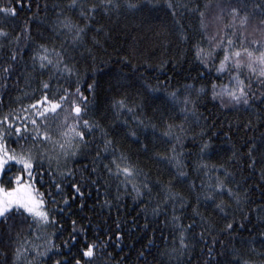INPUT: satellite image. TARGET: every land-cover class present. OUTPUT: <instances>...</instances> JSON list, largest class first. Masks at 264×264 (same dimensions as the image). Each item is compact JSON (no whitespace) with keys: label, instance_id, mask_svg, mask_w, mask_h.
Wrapping results in <instances>:
<instances>
[{"label":"snow or ice","instance_id":"1","mask_svg":"<svg viewBox=\"0 0 264 264\" xmlns=\"http://www.w3.org/2000/svg\"><path fill=\"white\" fill-rule=\"evenodd\" d=\"M32 2L34 0H30L29 7ZM18 3L21 0H0V21L14 19L18 9L13 5ZM161 3L173 17V34L177 41L190 45L189 51L194 53L199 66L204 69L214 66L218 75L227 74L228 83H212V99H219L222 108L249 113L247 121L238 123L246 133L256 130L258 122H264V0H205L202 5L199 0L188 3L51 0V7L46 2L43 8L53 14L49 24L53 34L63 37L59 47L50 46L43 33L33 38L30 23L15 36L0 25V90L10 92L18 88L20 77L25 82V88L13 100L17 107L0 115V245L11 250L10 258L8 251H0V264H47V261L72 264L73 260L74 264H98L103 255L111 259L107 249L113 243L121 247L119 242L124 235L118 221L100 235L94 233L89 237L87 229L78 226V221L73 219L63 243L58 245L52 241L57 232L62 235L67 230L65 218L75 215L73 205L77 200L80 201L78 209H83L92 188L98 194L103 192L102 207L111 210L115 206L118 216L125 197L139 204V211L131 222L132 229L146 237L150 229L152 233L144 245L148 251L138 252V259L144 258L143 264H149L147 256L152 255L151 247L158 231L164 249L159 251L158 257L152 256L155 264H264V251H257L252 237L238 240L236 227L237 214L240 221L251 222L249 213L253 211L264 223V205L252 208L251 186H243L256 172L260 181H264V132L241 137L243 143H240L230 135L233 131L230 123L223 136L231 144V155L218 164H197L194 170L201 174L197 186L188 180L184 159L189 125L195 123L200 127L192 139L200 141L201 160L220 154L214 140L222 131L217 129L211 114L206 117L198 113L197 100L202 94L206 95L205 87L194 88L188 84L183 93L173 90L159 96L155 93L163 86L142 84L147 106L156 104V107L153 116L147 117L148 123L136 117L138 126L151 127L154 139L170 145L164 154L154 155L158 163L171 166L172 178L167 183L159 180L153 183L150 173L117 146L112 133L102 123L106 116L97 117L96 97L100 87L97 73L102 70L92 66V82L88 83L77 67L73 53L79 48L85 49L92 65L96 64L94 53L100 46L97 37L104 32L100 18L119 14L121 10H151ZM180 8L198 21V38L189 34L191 24L188 28L183 24V12L177 18ZM38 18L33 14L29 20ZM47 22L46 18L41 21ZM22 39L32 44L27 61L24 54L28 45L21 47ZM80 55L84 58L83 53ZM119 63L130 65L128 83L121 87H131L142 79L138 66L130 59L121 58ZM164 63L167 61H162L160 67ZM198 75L203 78L205 73ZM14 76L17 82L10 87ZM33 83L37 86L33 87ZM83 84L87 87L83 88ZM25 100L28 103H24ZM2 103L0 100V105ZM128 104V96L122 95L113 97L110 107L117 116L125 109L135 116L136 108L146 106L129 107ZM177 111L182 116L179 124L170 122ZM154 118L163 129L159 137L156 136L158 126L152 123ZM261 126L264 127V123ZM127 135L135 138L142 151L148 153L147 144L140 141L136 131ZM245 172L247 176L243 175ZM177 186H186V194L177 191ZM257 187L264 193V187L259 184ZM66 189H70L71 195ZM140 213L144 215L143 224L137 223ZM213 217L223 223L214 222ZM244 227L240 223V228ZM49 228L54 231L49 233ZM259 235L264 238V231ZM261 245L264 247V239ZM73 247L75 252H72ZM63 249H68L71 259Z\"/></svg>","mask_w":264,"mask_h":264},{"label":"trees","instance_id":"2","mask_svg":"<svg viewBox=\"0 0 264 264\" xmlns=\"http://www.w3.org/2000/svg\"><path fill=\"white\" fill-rule=\"evenodd\" d=\"M46 2L50 8L51 0H34L31 3V7H29L30 0H21V3L13 5L18 9V15L7 22L0 21V25L6 27L12 36H15L26 23H30L33 38H39L40 33H43V37L50 46L54 44L59 47L60 40L63 37L57 38L49 27V24L53 20V14L51 11L45 12L43 6ZM176 2L188 3L189 0H176ZM199 2L202 5L205 0H199ZM37 4L40 5L39 9L37 8ZM180 12L184 13L182 22L185 27L188 28L189 24L192 25V28L189 29V34L193 35L194 39L198 38L196 33L198 21L192 19L191 15L183 8L178 10L177 18H180ZM33 14H36L39 18L30 21L29 18ZM45 18L48 22L41 23ZM100 23L104 26V32L97 37L100 41V46L94 53L96 56V64L92 65V61L88 58V53L84 48L77 49L73 53V56L77 61V67L88 83L92 82L90 79L92 66L99 67L102 70L100 73H97V79L100 84L96 97V108L99 109L97 117L99 118L101 115L106 116V119L102 123L112 133V138L115 140L117 146L129 154L131 159L145 172L150 173V178L153 183L158 180L167 183L172 178L170 175L171 166L158 163L154 155L155 153L164 154L170 145L163 144L159 140L154 139L153 129L151 127L145 129L143 126H138L136 117L148 123L147 117L153 116V108L156 107V104L147 106L144 90L141 87L142 84L147 83L152 86H163L158 93H155V95L159 96H164L166 91L170 92L173 90H179L180 93H183L184 86L188 84L193 85L194 88L205 87L206 95L202 94L197 100L198 113L206 117L211 114V117L216 121L217 129H222V131L214 140V145L220 148V154L205 156L201 160L199 153L200 141L198 139H192L194 133H199L200 127L195 123L189 125L190 131L188 138L184 141V151L186 153L184 159L187 164L186 170L189 173L188 180L189 182L194 181L197 186H199L201 179V174H198L194 170L197 164H218L227 160L231 155V144L223 136V132L228 131L230 123L233 129L230 135L234 140H239L240 143H243L241 137H246V135H259L260 132H264V127L261 126V123L264 122H258L256 130L246 133L245 130L238 127V123L247 121L249 119V113L230 111L228 108H222L219 99H212V83L215 82L217 85L228 83L227 74L218 75L214 66L209 69H204L202 66H199L198 62L194 60V53L189 51L190 45L180 44L177 41V37L173 34V17L162 3L158 8L151 10L145 9L140 12H125L121 10L119 14L113 13L110 17L100 18ZM91 36L92 34L90 33L88 38L89 44L91 43ZM25 45H28V49L24 54L25 60L27 61L31 54V41L22 39L20 46L24 47ZM80 53L84 54V58L81 57ZM124 57H127L131 60V63L138 66V75L142 74V79L136 80L135 84L131 87L120 86L121 84L128 83L127 77L130 75V65L126 66L119 63L121 58ZM162 61H167V63H164L163 67H160ZM216 64H218V61H216ZM199 72L205 73L203 78L198 75ZM17 79L16 76L12 77L10 87L16 84ZM32 86L36 87L37 85L33 83ZM82 87L86 88L87 85L83 84ZM24 88L25 82L20 77L18 88H13L10 92L0 90V100L3 101L2 105H0V115L7 112L10 108L17 107L13 100ZM217 91H219V88ZM122 95L128 96L129 107H134L135 104H144L146 106L136 108L135 116L133 113L127 112L126 109L122 110L117 116L110 105L113 97L119 98ZM24 103H28V101L25 100ZM176 117H180V119ZM181 119L182 116L177 111L170 122L179 124ZM125 121L127 124H125ZM152 123L157 124L156 136L159 137L160 132L163 130L159 125V120L154 118ZM200 123L203 124L204 122L201 121ZM208 123L211 124L212 119ZM130 131H136L140 141L147 144L149 149L147 154L142 151L141 145L135 142V138L127 135ZM187 153H191V155H187ZM243 175L247 176L248 173L245 172ZM237 178L241 179V176L238 175ZM258 184L264 187V181H260L259 173L256 172L248 180V183L243 185L244 187L251 186L249 198L252 201V208H255L257 205H264V193H262L261 187H257ZM185 187L177 186L176 190L186 194ZM66 191L68 195H71L70 189H66ZM90 191L91 196L86 199L82 210L77 207L80 204L79 200L73 205L75 215H70L65 218L64 227L67 230L63 231L62 235L57 232L56 235L52 236L53 243L58 245L63 243L71 231V220L73 219L78 221V226H83L87 229L89 237L94 233L100 235L106 228L114 227V222L118 221L122 224V231L124 233L123 238L119 242L121 247H116L115 243H113L107 249V252L111 253L112 258L110 259L107 255H103L99 258L98 264H143L144 258L138 259V252L141 250L148 251L144 249V245L147 244V240L152 236V233L150 229L146 237L144 233L132 229L131 222L139 211V204L134 203L130 197H125L122 201L118 216L115 206L111 210L102 207L104 199L103 192L98 194L95 188H92ZM156 191L154 188L153 193L155 194ZM112 192H115L114 186ZM98 195L99 203H97ZM194 195L195 193H193ZM192 203H195L194 199ZM201 211L203 212L205 209L201 208ZM245 211L247 212V207ZM205 214L207 215V212ZM249 215L251 222L240 221L239 214L236 215V227L239 229L237 239L239 240L240 237H252L255 240L254 246L257 251H264V247L261 245V240L264 238L259 235L260 232L264 231V223L258 219V214L255 211L249 213ZM149 218L151 219V217ZM213 220L218 224L223 223L219 221L218 217H213ZM137 223H144L143 213H140ZM240 223H243L245 227L241 229ZM153 226L159 227L155 224ZM53 231L54 229L52 228L48 229L49 233ZM159 235L160 233L158 231L156 233L157 238H154V244L151 247L152 255L147 256L149 264H155L152 256L155 255L158 257L159 251L164 249V241L158 238ZM38 243H42V241H38ZM0 251H8L9 258L11 257V250L5 249L3 245H0ZM63 252L71 259V254L68 249H63ZM72 252H75V247H73ZM164 259L167 258L165 257ZM254 259L258 260L259 257H254ZM47 264H51V261H47ZM72 264H74V260Z\"/></svg>","mask_w":264,"mask_h":264}]
</instances>
